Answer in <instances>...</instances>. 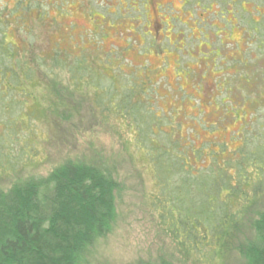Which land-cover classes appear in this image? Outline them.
Wrapping results in <instances>:
<instances>
[{"label": "rangeland", "instance_id": "rangeland-1", "mask_svg": "<svg viewBox=\"0 0 264 264\" xmlns=\"http://www.w3.org/2000/svg\"><path fill=\"white\" fill-rule=\"evenodd\" d=\"M1 39L27 59L59 51L96 55L104 78L115 85L120 78L121 86L133 82L143 92L146 112L137 122L105 118L76 96L67 99L71 116L33 120L38 103H10V93L0 89V189L46 175L67 158L103 164L121 191L114 227L94 246L91 262L163 257L203 264L185 261L155 224L158 187L139 131L148 123L156 143H167L170 134L187 145L191 160L195 150L214 154L219 164L232 163L230 173L264 182V0H0ZM36 91L39 98L45 94L42 87ZM209 164L208 158L196 163ZM263 208L264 190L245 218ZM242 235H249L247 227ZM206 264L244 263L231 251Z\"/></svg>", "mask_w": 264, "mask_h": 264}, {"label": "trees", "instance_id": "trees-1", "mask_svg": "<svg viewBox=\"0 0 264 264\" xmlns=\"http://www.w3.org/2000/svg\"><path fill=\"white\" fill-rule=\"evenodd\" d=\"M43 57L27 59L0 41L1 93H10V103L21 106L30 99L38 103L40 107L30 113L33 120L56 117L60 121L71 116L67 99L76 96L89 100L105 118L137 122L146 112L143 92L133 82L121 86L120 78L117 85L104 78L95 68L96 55L63 56L59 51ZM39 87L45 90L40 98ZM14 94L21 100H13ZM142 130L146 138L139 144L158 187L152 195L155 224L171 238L180 256L206 264L236 251L244 264H264V208L245 218L248 207L263 192L264 182L230 173L232 163L219 164L214 154L200 156L195 150L191 160L187 145L172 141L170 134H166L167 143H156L148 136L153 133L148 123ZM206 158L207 167L196 165ZM243 164L239 170L246 169ZM120 191L121 183L103 164L70 158L46 175L0 189V264H93L94 246L114 227ZM245 227L246 236L242 235ZM135 264L174 263L160 257Z\"/></svg>", "mask_w": 264, "mask_h": 264}]
</instances>
